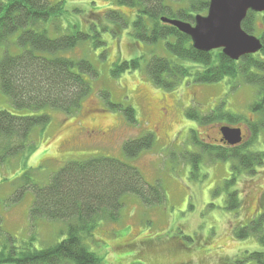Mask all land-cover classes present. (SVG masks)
Listing matches in <instances>:
<instances>
[{
    "label": "trees",
    "instance_id": "16d2710c",
    "mask_svg": "<svg viewBox=\"0 0 264 264\" xmlns=\"http://www.w3.org/2000/svg\"><path fill=\"white\" fill-rule=\"evenodd\" d=\"M94 1V0H92ZM113 9L101 15L112 25L101 24V31L114 35L129 29L135 42L162 46L172 55H158L153 51L147 58L145 53L125 60H117L111 69L112 76H119L128 70L141 68L158 87L174 88L182 78L197 82H217L224 77L234 84H248L255 88L257 98L251 110L256 114L264 112V11H248L241 23L244 31L258 32L263 48L254 54L244 55L237 61L225 56L219 49L209 52L195 49L190 37L174 26L160 21L161 16L193 22L194 15L205 14L209 0H108ZM64 1L49 0H0V44L4 46L0 56V90L19 110H30L20 114L0 109V161L10 157L23 162L43 140L47 124L51 121L50 110L58 109L71 114L80 109L81 101L91 92L85 75L97 76V70L87 58H73L66 54L81 42L104 44L100 31L92 24L89 32L63 29L57 19L63 16ZM116 7V8H115ZM129 8L126 12L122 8ZM259 14L261 22L254 20ZM53 20V21H52ZM55 35L49 34L48 23ZM61 31V32H60ZM65 31V32H64ZM13 38L11 40L10 38ZM9 44L16 48L9 50ZM111 110H121L129 123H136L135 111L129 104L113 103L109 91L100 90ZM224 101L218 102L213 110L205 113L191 106L185 114L200 124L224 121L233 126L241 118L222 109ZM225 125V124H222ZM251 138L248 143L228 146L223 143H206L194 140L198 152L189 154L193 165L206 158L211 162L230 161V177L224 185L235 184L241 173H254L255 166L264 161V150H251L250 145L259 134L264 135V120L247 122ZM226 126V125H225ZM193 138V137H192ZM155 135L146 131L124 141L122 149L127 159L136 158L143 150L152 147ZM194 139V138H193ZM37 168L27 167L14 179L15 189L9 202L18 201L29 189L33 201L28 209L31 223L38 219L63 221L60 239L52 245L37 248L29 240L20 244L9 237V243L0 247V264H104L101 255L89 248L87 241L95 244L94 229L103 221H117L126 195L136 196L145 206L164 201V194L158 183H146L140 171L133 164L105 155L89 156L69 160L53 172L44 184L36 181ZM232 188L224 198L227 210L238 211L241 199ZM264 213L251 218L246 224H236L232 233L237 238L254 237L264 246ZM192 242V238L185 236ZM96 245V244H95ZM169 251L177 252L179 246L170 244ZM190 249V248H189ZM255 261L264 264V250H243L242 262ZM128 264H140L137 261ZM180 264V263H177Z\"/></svg>",
    "mask_w": 264,
    "mask_h": 264
},
{
    "label": "rangeland",
    "instance_id": "374dc122",
    "mask_svg": "<svg viewBox=\"0 0 264 264\" xmlns=\"http://www.w3.org/2000/svg\"><path fill=\"white\" fill-rule=\"evenodd\" d=\"M62 1L65 11L56 21L63 29L89 32L94 24L100 31L99 38L104 44L95 46L89 40L66 52L73 58L83 57L91 61L97 76L85 75L91 92L81 101L76 112L67 115L58 109L50 110L51 121L47 124L43 140L24 162L13 157L0 161V247L9 243V237L20 244L29 240L31 234L35 247L52 245L60 239V229L65 225L63 221L47 219L31 223L28 209L33 201V192L30 189L18 201H8L15 189L14 179L25 168H37L34 178L39 184H44L69 160L105 155L136 166L146 183H158L163 190L164 201L145 206L134 195L123 198L117 221H103L94 229V237L100 243L95 245L87 241L89 248L103 257L104 264L133 261L140 264H258L252 260L241 263L243 250L263 251L264 246L252 236L237 238L231 230L234 225L246 224L264 213V161L255 166L254 173L239 174L235 184L227 188L224 183L230 177V161L212 163L206 158L194 166L189 157L195 151L199 153L198 147L192 143L194 140L205 144L217 143V129L226 123L204 125L185 114L191 106L201 113L208 112L223 100L222 109L241 118L233 126L241 129L242 143H248L251 132L247 122L264 120V112L263 115L256 114L250 107L257 98L255 88L243 83L233 87L236 84L224 77L211 83L182 78L178 85L167 90L149 79L143 61L140 69L112 76L110 68L117 60L142 53L148 58L151 51L171 58L172 55L162 42L157 45L135 42L128 28L117 36L106 29L101 31L97 19L112 25L104 15L101 17L111 6L108 0ZM122 9L130 11L126 7ZM254 18L258 24L261 22L259 14ZM52 21L47 27L49 34L54 36L50 27ZM253 34L258 36V32ZM4 49L0 44V56ZM9 50L12 53L16 48L9 44ZM100 90L109 91V99L113 103L131 105L136 123L126 121L121 110H111ZM0 109L31 113L30 110L14 108L1 90ZM90 129L104 134L88 133ZM147 130L155 135L152 147L132 160L127 159L122 152L124 141ZM262 134L250 145L251 150H264ZM232 188L237 189L241 199L237 212L224 206L223 199ZM185 236L191 237L192 242ZM170 244L179 246L176 253L164 247Z\"/></svg>",
    "mask_w": 264,
    "mask_h": 264
},
{
    "label": "water",
    "instance_id": "95a60500",
    "mask_svg": "<svg viewBox=\"0 0 264 264\" xmlns=\"http://www.w3.org/2000/svg\"><path fill=\"white\" fill-rule=\"evenodd\" d=\"M251 10L263 12L264 0H209L206 13L194 15L192 23L167 16H161L160 21L189 36L195 49L205 52L219 49L225 56L237 61L263 48L261 39L244 31L241 26ZM219 132L221 143L228 146L242 141V131L237 126L221 125Z\"/></svg>",
    "mask_w": 264,
    "mask_h": 264
},
{
    "label": "flooded vegetation",
    "instance_id": "af4514ba",
    "mask_svg": "<svg viewBox=\"0 0 264 264\" xmlns=\"http://www.w3.org/2000/svg\"><path fill=\"white\" fill-rule=\"evenodd\" d=\"M93 133V134H95V135H98V136H100V135H102V134H104V132H102V131H100V130H95V129H90V131L88 132V133ZM217 134H218V136H217V140H218V142L217 143H221V134H220V132H219V129H217ZM242 136V135H241ZM216 140V139H215ZM242 140H243V136H242Z\"/></svg>",
    "mask_w": 264,
    "mask_h": 264
}]
</instances>
